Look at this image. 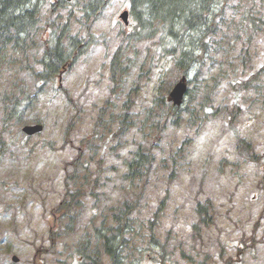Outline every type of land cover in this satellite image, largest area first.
<instances>
[{
	"label": "rangeland",
	"instance_id": "1",
	"mask_svg": "<svg viewBox=\"0 0 264 264\" xmlns=\"http://www.w3.org/2000/svg\"><path fill=\"white\" fill-rule=\"evenodd\" d=\"M128 3L112 0L94 23L75 17L72 32L94 43L57 80L61 91L35 98L20 123L0 119V264H78L86 245L89 255L103 251L97 230L115 225L125 201L137 208L122 264H264V31L231 37L198 75L192 70L190 96L170 116L168 95L166 106L155 97L182 74L157 38L126 42L118 82L111 79L121 32L131 31L120 19ZM251 7L264 18V0ZM50 10L46 3L37 40L54 37L48 20L66 19ZM243 47L251 53L245 61ZM33 66L28 44L0 51V115L5 95L22 88L32 99ZM37 120L44 132L24 135L22 127ZM240 139L250 144L249 157ZM140 145L155 160L147 176L130 180L127 162ZM199 203H208L207 223L198 219Z\"/></svg>",
	"mask_w": 264,
	"mask_h": 264
},
{
	"label": "trees",
	"instance_id": "2",
	"mask_svg": "<svg viewBox=\"0 0 264 264\" xmlns=\"http://www.w3.org/2000/svg\"><path fill=\"white\" fill-rule=\"evenodd\" d=\"M75 9L69 12L68 21L60 28L55 40L43 50L40 64L43 71L38 74L42 82L53 80L63 69L70 67L82 52L85 39L72 35L69 22L79 15V21L94 23L109 6L111 0H70ZM257 0H129L133 26L130 33L122 37V44L127 41H140L159 37L161 44L176 55V69L187 73L193 67L203 64L209 57L214 44L219 46L218 37L225 36V29L240 16V27L248 31L264 30V18L258 16L255 8H248L249 3ZM51 4V1L49 0ZM69 0H53L52 17L58 10L66 9ZM45 0H0V51L9 43L19 44L34 41ZM51 24H55L53 21ZM115 55L112 67L114 77L120 69L122 47ZM11 107L6 109L9 121L21 122L25 115L24 101L19 98L10 100ZM176 109V110H175ZM178 109L173 107L172 112ZM171 112V113H172ZM127 121L123 122L125 124ZM129 127H121L126 131ZM161 130V129H160ZM241 154L249 157L244 151L249 149L243 139L239 140ZM148 149V148H147ZM140 147L128 163L127 179L134 180L146 175L154 163L153 153ZM250 158H252L250 156ZM163 203V202H162ZM207 205L199 203L196 211L200 222L207 223ZM136 203L125 201L124 205L114 213L115 225H110L108 234L103 235V251H94L89 255L87 245L79 251L81 257H87L89 264H102V252L110 259V264H122V251L126 242V234L130 228L131 215L136 209ZM82 263V261H80ZM84 263V262H83ZM85 264V263H84Z\"/></svg>",
	"mask_w": 264,
	"mask_h": 264
},
{
	"label": "water",
	"instance_id": "3",
	"mask_svg": "<svg viewBox=\"0 0 264 264\" xmlns=\"http://www.w3.org/2000/svg\"><path fill=\"white\" fill-rule=\"evenodd\" d=\"M127 17H128V13L125 12L122 15V18L124 19V21L126 23H128ZM185 90H186V86H185V84L183 82L178 84L176 86V88L174 89V91L171 94V96L173 97V99H174L176 104H180L181 103V100H182V97H183V94H184ZM41 130H42L41 126H34V127H26V128H24V131L26 133L30 134V135H32L34 133H37V132H40Z\"/></svg>",
	"mask_w": 264,
	"mask_h": 264
}]
</instances>
